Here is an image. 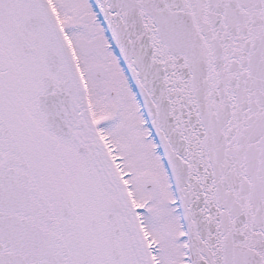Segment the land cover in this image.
<instances>
[{"label":"snow or ice","instance_id":"6c2138e0","mask_svg":"<svg viewBox=\"0 0 264 264\" xmlns=\"http://www.w3.org/2000/svg\"><path fill=\"white\" fill-rule=\"evenodd\" d=\"M0 264H264V0H0Z\"/></svg>","mask_w":264,"mask_h":264}]
</instances>
